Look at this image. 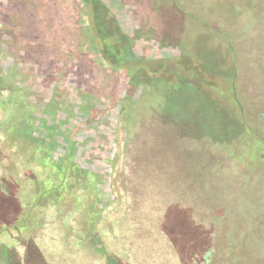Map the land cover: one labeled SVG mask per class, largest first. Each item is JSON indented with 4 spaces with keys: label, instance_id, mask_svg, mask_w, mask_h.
I'll use <instances>...</instances> for the list:
<instances>
[{
    "label": "rangeland",
    "instance_id": "1",
    "mask_svg": "<svg viewBox=\"0 0 264 264\" xmlns=\"http://www.w3.org/2000/svg\"><path fill=\"white\" fill-rule=\"evenodd\" d=\"M25 3L16 15L37 21L26 22L35 41L21 53L44 87L75 52L79 19L94 31L97 53L75 59L60 83L76 112L85 91L117 103L116 141L106 146L115 161L94 167L109 171L114 198L75 244L62 245L52 226L54 247L20 240L12 264H264V0ZM4 31L0 22L7 117L19 79L1 51ZM93 129L80 128V141Z\"/></svg>",
    "mask_w": 264,
    "mask_h": 264
},
{
    "label": "trees",
    "instance_id": "2",
    "mask_svg": "<svg viewBox=\"0 0 264 264\" xmlns=\"http://www.w3.org/2000/svg\"><path fill=\"white\" fill-rule=\"evenodd\" d=\"M16 1H26L27 8L23 10L30 6L36 10L43 2ZM18 3L0 1V22L6 33L1 51L13 58L11 76L19 79L9 98L11 111L7 117L0 115V157L7 159L0 174V264H12L13 248L20 240L35 250L43 241L49 248L54 247L60 236L62 245L72 241L75 244L81 232L93 231L113 200L105 199L102 192L103 184L111 181L109 171L94 167L115 161V155L111 156L106 146L116 141L113 115L117 103H109L101 93L85 91L81 94L85 103L76 112L60 83L75 59L97 53L94 31L79 19L76 34L80 38L73 42L75 52L61 58L62 69L44 87L37 80L39 75L33 72V59L21 53L22 47L35 41V36L25 31V24L37 19L34 15L26 20L16 15L21 11ZM76 34L73 32L75 37ZM93 124L91 134L80 141L79 129ZM151 156L144 158V168L153 161ZM9 201L15 202L14 212L7 206ZM77 219L81 227L76 226ZM52 226L60 229V236L59 230L46 232ZM92 236L96 240V235ZM45 257H53L52 251L45 253ZM18 264L26 262L21 260Z\"/></svg>",
    "mask_w": 264,
    "mask_h": 264
},
{
    "label": "flooded vegetation",
    "instance_id": "3",
    "mask_svg": "<svg viewBox=\"0 0 264 264\" xmlns=\"http://www.w3.org/2000/svg\"><path fill=\"white\" fill-rule=\"evenodd\" d=\"M112 181H108L106 183L103 184V189H102V192L104 194V198L105 199H109V198H114L112 196V193H113V189L111 188L112 187Z\"/></svg>",
    "mask_w": 264,
    "mask_h": 264
}]
</instances>
